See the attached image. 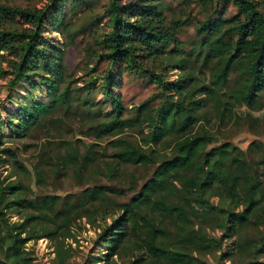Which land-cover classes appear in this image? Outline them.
I'll list each match as a JSON object with an SVG mask.
<instances>
[{
    "label": "rangeland",
    "instance_id": "rangeland-1",
    "mask_svg": "<svg viewBox=\"0 0 264 264\" xmlns=\"http://www.w3.org/2000/svg\"><path fill=\"white\" fill-rule=\"evenodd\" d=\"M51 1L0 3L32 8L45 7ZM130 1L142 2L120 3ZM160 2L165 23L171 25L177 19L181 23L175 33L178 42L156 45V53L145 60L149 72L117 70L115 66L109 70L107 60L96 57L94 50L110 28L105 14L108 0L63 2L64 28L60 26L49 35L59 40L65 51L61 85L67 86L66 100L55 102L29 125L12 115L23 113L24 105L46 100V87L40 81L43 71L15 77L7 73V55L0 54V133L6 135L0 143V208L6 213V218L0 219V260L7 259L9 264H104V260L107 264H132L141 257L137 264H149L150 256L138 246L139 236L155 227L157 239L168 247L188 251L211 264H264V86L257 89L251 104L232 96L246 82L245 59L231 60L226 79L216 80L218 57L210 52L211 46L218 44L215 31L196 30L199 21L231 17L236 7L224 0ZM226 26H221V39L229 35ZM109 72L118 81L110 90L118 93L124 106L126 125L97 134L93 127L107 119L106 111L112 107L102 88ZM157 75L166 81L182 78L185 86L168 95L166 108L174 110V122L162 124L164 134L155 141L147 132L155 108L164 99L162 77ZM90 86H94L91 91ZM185 113L192 115L191 124L179 128ZM202 133L212 136L204 151L225 141L236 147L222 161L225 174L237 178L234 195L227 193L218 178L186 190L188 180L200 182L208 177L215 162L216 158L203 162L202 151L189 165L169 172L159 186L147 191L146 201H132L153 177L156 166L177 152L178 139ZM122 141L140 146L153 161L118 159L115 153ZM5 147L16 152L17 163L2 151ZM256 180V204L247 211L244 222L237 224L233 212L248 204L247 185ZM94 184L110 185L117 191L98 206L82 192ZM155 199L181 204L189 220L154 204ZM127 208H132L135 216ZM118 221L126 227L123 235L115 226ZM8 230L31 238L15 242L8 237ZM214 239L222 240V246H204ZM112 244L115 253L107 259ZM12 245L18 247L17 252ZM228 247L229 255L221 258Z\"/></svg>",
    "mask_w": 264,
    "mask_h": 264
},
{
    "label": "trees",
    "instance_id": "trees-1",
    "mask_svg": "<svg viewBox=\"0 0 264 264\" xmlns=\"http://www.w3.org/2000/svg\"><path fill=\"white\" fill-rule=\"evenodd\" d=\"M66 1L52 0L45 7L32 8L0 3V50H3L0 54L7 55V73H13L17 77L25 73L39 74L40 71H43L40 81L44 82L46 87V96H48L46 100L40 99V101L31 105H24L23 113L12 115L16 118L14 120L22 119L25 125L35 122L40 114L43 115L48 112L58 100H66L67 86L66 84L61 85L66 65L64 60L65 51L62 49L61 42L49 35L50 32L59 30L60 26L64 28L62 23L65 12L63 2ZM160 1L142 0L139 3L132 1L120 3V0H108L105 14L110 22V28L99 40L100 47L98 50L95 49L94 52L97 58L107 60L109 70L115 66L117 70L126 68L149 72L150 69L145 64V60L156 53V45H170L178 42L175 33L181 20L177 19L171 25L165 23ZM211 1L204 0V3ZM224 1L231 2L236 7V12L227 18L207 17L198 22L196 30L198 32L215 31L214 37L218 44L212 45L210 52L213 56L218 57L216 80L224 81L226 79L231 68V60L239 57L245 59L247 63L246 82L232 96L251 104L255 99L257 89L264 86V0ZM17 22L20 23L19 27L16 26ZM5 24H8V26H5ZM225 24H227L226 28L230 32L226 39H221L220 29ZM225 53L228 55L225 56ZM110 72L105 77L102 88L112 107L110 111H106L107 119L98 122L93 127L97 134L111 133L126 125V119L122 117L124 106L118 97V93L110 90L112 86L118 84L116 79L110 77ZM150 73L152 76L154 75V72ZM157 77L162 76L157 75ZM90 82L94 84L95 80ZM160 84L168 94L162 91L164 95L163 102L155 108L153 118L151 117V122L148 125L149 131L147 134L155 141L159 140L164 134L161 125L174 122L172 121L174 110L170 111L169 107L166 108V104L169 103L168 95L172 94L170 93L172 91L180 92V88L185 86L182 78L166 81L162 77L160 78ZM93 87H89L90 91ZM138 108L140 109V107ZM191 121L192 115L185 113V117L178 122L177 127L187 128ZM5 136L4 133H0V143L4 142ZM211 141L212 136L206 133L193 136L184 135L178 139L177 152L162 160L156 166L153 177L144 183L140 192L135 194L132 201L135 200L136 203L146 201L148 199L147 191H151L154 186H159L169 172L189 165ZM120 146L115 153L118 159L132 163L153 161L152 155L141 149L140 146H133L128 141H122ZM234 148L236 147L231 142L225 141L204 151L203 162L209 163L213 158H216L215 162L209 167L208 177H204L200 182L194 179L188 180L186 190L190 191L194 187L199 188L201 184L207 185L213 179L218 178L224 184L227 193L230 196L234 195L237 178L234 175L225 174L222 168V161L232 154ZM2 151L10 155L14 162H18L16 152L13 149L5 147ZM234 160L240 165L244 164L238 158H234ZM221 174L225 176L221 177ZM258 184L259 181L256 180L247 185L248 204L246 203L242 211L233 212L232 218L237 224L244 222L247 211L256 204L255 189ZM11 187L13 188V186ZM116 191V188L110 185L94 184L85 187L82 192L90 201H97L99 206L107 201L110 193ZM153 203L160 205L166 211H176L181 219L189 220L185 208L179 203H165L161 199H155ZM126 210L131 211L132 216L134 215L132 208ZM5 218L6 213L0 208V219ZM231 225H233V222L230 223ZM115 226L120 234L126 233V227L120 222L116 223ZM157 232L158 229L152 227L144 235L139 236L138 246L150 256L149 264H211L188 251L168 247L163 241L157 239ZM7 235L10 239H15V242L19 243H24L31 238V235L21 236L20 233L14 235L10 230L7 231ZM221 241L210 240L204 246L207 248L222 246ZM261 241H264V238ZM12 246L15 250L14 253L17 252L18 247ZM108 250L106 253L107 259L115 253V245H110ZM228 255L229 247L223 252L221 258ZM139 260H141V257H138L132 264H137L136 262ZM0 264L9 263L5 259L0 260ZM104 264H107L105 260ZM217 264L224 263L219 262Z\"/></svg>",
    "mask_w": 264,
    "mask_h": 264
}]
</instances>
